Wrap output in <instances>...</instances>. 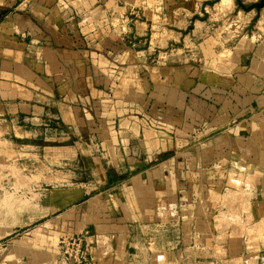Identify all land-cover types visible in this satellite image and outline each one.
I'll return each mask as SVG.
<instances>
[{
    "label": "crops",
    "instance_id": "crops-1",
    "mask_svg": "<svg viewBox=\"0 0 264 264\" xmlns=\"http://www.w3.org/2000/svg\"><path fill=\"white\" fill-rule=\"evenodd\" d=\"M146 2L0 0V152L49 166L0 264H69L77 235L97 264H264V8L154 66L117 36Z\"/></svg>",
    "mask_w": 264,
    "mask_h": 264
},
{
    "label": "rangeland",
    "instance_id": "rangeland-1",
    "mask_svg": "<svg viewBox=\"0 0 264 264\" xmlns=\"http://www.w3.org/2000/svg\"><path fill=\"white\" fill-rule=\"evenodd\" d=\"M207 1L212 0H147L126 13L117 36L123 39L128 53L144 55L150 65L157 66L189 60L212 34L238 39L256 31L258 12L255 9L245 12L235 0H231L228 8L218 6L219 3L206 6L207 18L198 19L204 18L203 5ZM241 1L249 6L260 0ZM194 18L197 19L193 29L184 35ZM138 60L140 58L135 57V61ZM2 119L0 117V133L4 130L1 129ZM10 135H0V140H12ZM28 150L23 147L21 158L9 154L10 158L3 159L0 152V262L2 249L9 239L22 238L49 218V208L44 205L49 193L48 165L45 160L32 159Z\"/></svg>",
    "mask_w": 264,
    "mask_h": 264
},
{
    "label": "built area",
    "instance_id": "built-area-1",
    "mask_svg": "<svg viewBox=\"0 0 264 264\" xmlns=\"http://www.w3.org/2000/svg\"><path fill=\"white\" fill-rule=\"evenodd\" d=\"M62 256L69 264H97L88 255L83 245V238L79 235L63 238L60 241Z\"/></svg>",
    "mask_w": 264,
    "mask_h": 264
},
{
    "label": "water",
    "instance_id": "water-1",
    "mask_svg": "<svg viewBox=\"0 0 264 264\" xmlns=\"http://www.w3.org/2000/svg\"><path fill=\"white\" fill-rule=\"evenodd\" d=\"M220 1L221 0H212V1L205 2V4L203 5L204 18L198 17V19L204 21L207 18V12L205 10V7L206 6L213 7L216 3H219ZM235 1L237 2L238 6H240L245 12H249L255 9L259 13L264 8V0H260L259 2L249 5V6H246L241 0H235ZM195 19L197 18L192 19V25L189 26V28L183 32L184 35L189 33L193 29L194 27L193 23L195 22Z\"/></svg>",
    "mask_w": 264,
    "mask_h": 264
},
{
    "label": "bare ground",
    "instance_id": "bare-ground-1",
    "mask_svg": "<svg viewBox=\"0 0 264 264\" xmlns=\"http://www.w3.org/2000/svg\"><path fill=\"white\" fill-rule=\"evenodd\" d=\"M230 4H231V0H221L218 6L222 8H228Z\"/></svg>",
    "mask_w": 264,
    "mask_h": 264
}]
</instances>
